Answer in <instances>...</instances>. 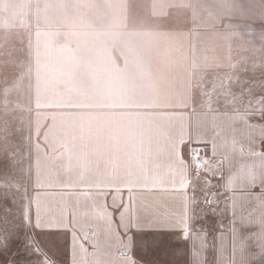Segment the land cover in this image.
<instances>
[{"label": "crops", "instance_id": "obj_1", "mask_svg": "<svg viewBox=\"0 0 264 264\" xmlns=\"http://www.w3.org/2000/svg\"><path fill=\"white\" fill-rule=\"evenodd\" d=\"M80 1L88 10L74 26L35 32L36 97L54 122L34 156V184L87 192L194 127L196 88L235 61L226 18L242 0Z\"/></svg>", "mask_w": 264, "mask_h": 264}, {"label": "snow or ice", "instance_id": "obj_2", "mask_svg": "<svg viewBox=\"0 0 264 264\" xmlns=\"http://www.w3.org/2000/svg\"><path fill=\"white\" fill-rule=\"evenodd\" d=\"M144 152L96 191L0 203V264L17 241L26 264H264V95Z\"/></svg>", "mask_w": 264, "mask_h": 264}, {"label": "rangeland", "instance_id": "obj_3", "mask_svg": "<svg viewBox=\"0 0 264 264\" xmlns=\"http://www.w3.org/2000/svg\"><path fill=\"white\" fill-rule=\"evenodd\" d=\"M79 3L0 0V203L15 200L18 205L31 194L36 186L34 156L45 143L43 130L54 122L43 112L41 97H36L41 73L35 32L74 26V20L83 19L88 10ZM235 15L226 18L234 28L235 61L229 69L205 79L211 80L209 87L196 88L194 126L198 117L211 118L217 110L235 111L245 100L264 95V0H258L257 9L242 0L241 13ZM19 244L12 248V253L20 252L13 264H26L29 258Z\"/></svg>", "mask_w": 264, "mask_h": 264}]
</instances>
